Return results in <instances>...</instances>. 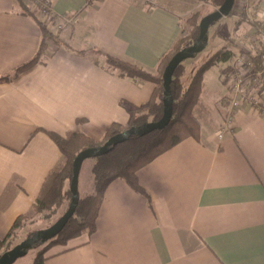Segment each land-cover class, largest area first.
I'll list each match as a JSON object with an SVG mask.
<instances>
[{
	"label": "crops",
	"instance_id": "crops-1",
	"mask_svg": "<svg viewBox=\"0 0 264 264\" xmlns=\"http://www.w3.org/2000/svg\"><path fill=\"white\" fill-rule=\"evenodd\" d=\"M44 1L55 15L49 26L62 42L150 71L178 37L186 13L185 0ZM252 7L264 20V0H234L221 20H246ZM69 13L73 20L59 26ZM38 42L36 22L15 0H0V76L30 58ZM48 52L44 63L0 80L1 238L61 159L46 131L100 139L109 124L128 125L121 101L138 106L154 92V82L119 76L99 53H77L54 41ZM224 86L212 99L213 125L199 121L197 137L183 138L136 171L149 199L124 178H113L102 192L93 232L53 244L43 264H264V113L244 101L226 122ZM261 98L264 104V90Z\"/></svg>",
	"mask_w": 264,
	"mask_h": 264
},
{
	"label": "trees",
	"instance_id": "trees-1",
	"mask_svg": "<svg viewBox=\"0 0 264 264\" xmlns=\"http://www.w3.org/2000/svg\"><path fill=\"white\" fill-rule=\"evenodd\" d=\"M15 1L20 11L30 16L38 25L39 42L36 51L30 58L24 63L16 66L10 73L1 75L0 80L10 79L19 70L34 63H44L45 59L51 54L49 53L51 51L48 52V42L54 41L77 53H83L87 50L99 53L103 56L105 64L110 69L118 71L119 76L126 77L130 80L141 79L152 81L155 83V88L149 100L141 105L131 106L121 101L130 114L128 125L123 126L113 122L106 127L100 139H93L84 132L75 130H67L64 135L46 131L58 147L61 153V159L54 163L44 176L39 191L28 211L16 216L7 234L2 238L0 237V254L11 248L18 241L34 235L38 229H30L28 221L31 220L32 217H40L43 221L48 223V226L66 210L71 199L69 184L72 176V160L79 150L88 147H98L110 136L130 126L141 127L144 123L157 120L161 117L163 112L162 99L164 97L163 69L176 51L186 46L188 41H190V43L195 41L199 32L198 22L203 16L200 14V11H196L187 18V21L191 25L190 32L183 36L180 35L182 34L180 30L172 46L159 58L155 70L150 71L137 63L103 53L96 48L76 49L71 44L62 42L58 39L57 30L49 26V23L54 20L55 16L51 11L49 2L44 0ZM198 1L202 2L204 5L218 7L223 0ZM230 13L231 10L226 15ZM67 15L72 16L74 13H69ZM211 24L212 22L209 24V27ZM216 33V30H214L211 34L212 38ZM47 52L48 55L46 56ZM234 53L235 51L229 48L220 47L217 49L210 56V59L200 65L198 70L192 75L187 86H184L182 82V76L185 72L183 65L184 60L174 68L169 83L172 97V115L167 125L161 129H153L144 134H130L123 141L109 146L103 153L93 157L94 162L91 166L94 185L93 192L78 197L73 213L67 219L61 230L52 238L44 242L37 241L30 246L34 248L38 247L31 264H43L46 258L44 253L53 244L64 245L70 238L83 233L90 234L93 232L102 192L106 184L113 178H124L132 188L144 193L147 199H149V196L138 183L136 171L156 155L173 146L183 138L198 136L200 123L197 117L192 113V109L200 92L202 72L213 64H219L221 81L226 83L231 72V61ZM249 55L253 62V69L259 70L261 67L260 62L264 57V42L260 41L259 45L252 49ZM260 79L261 89L264 90V71L261 72ZM168 127L170 128L168 135L162 143H158L164 134V130ZM18 232H23V236L20 240H18Z\"/></svg>",
	"mask_w": 264,
	"mask_h": 264
},
{
	"label": "rangeland",
	"instance_id": "rangeland-1",
	"mask_svg": "<svg viewBox=\"0 0 264 264\" xmlns=\"http://www.w3.org/2000/svg\"><path fill=\"white\" fill-rule=\"evenodd\" d=\"M185 1L186 6L183 8V10H185L186 13L180 17V27L182 33L180 35L183 36L188 34L191 29V25L187 21L189 15L196 11H200V14L204 15L207 12L216 8L212 5L200 4L195 0ZM247 12L248 19H240L237 23H230L228 20H221V18L212 22L207 31V41L204 47L201 50L195 52L192 56L185 58L183 61L186 67V73L183 82L189 81L192 75L198 70L200 65L206 60L210 59V56L220 47L229 48L233 49L234 51H237V49L239 50L241 48L240 45H243L244 47L251 46L252 43L250 42L247 34L249 32L253 33V29L255 28L256 23H260L263 18L257 13L253 14L250 9ZM214 30H216L217 33L212 38L211 34ZM256 33L257 32H255L254 34L256 35ZM189 43L190 41H188L186 44L188 45ZM219 66V64H213L203 71V80L200 83V88L202 86V89L200 90L198 98L196 99L195 107L192 109V113L197 117L199 121H201L203 125L206 126H211L214 123L211 117V111L213 110V107H211L213 101L212 99H215L216 94L220 93L221 90H225L224 83L218 77ZM223 100L224 98L221 99V101ZM168 131H170L169 127L164 130V134L162 135L158 143H162L164 141V139L168 135ZM93 159L94 158L92 157H87L83 160L84 162L81 166L78 178L79 196H83L87 193L89 194L93 191V176L91 170L86 167L88 163H91L90 161H94ZM29 221L28 223L30 229L33 228L35 230L45 228L48 224L38 216L32 217V219ZM18 233V240H20L23 236V232ZM37 249L38 247H29L24 255L16 258L11 264H31L34 259L35 251Z\"/></svg>",
	"mask_w": 264,
	"mask_h": 264
},
{
	"label": "water",
	"instance_id": "water-1",
	"mask_svg": "<svg viewBox=\"0 0 264 264\" xmlns=\"http://www.w3.org/2000/svg\"><path fill=\"white\" fill-rule=\"evenodd\" d=\"M234 4V0H223L222 3L215 9L204 14L198 22L199 32L192 43L183 46L176 51L166 63L163 72V112L159 119L144 123L141 127L130 126L105 140L102 145L98 147H88L79 150L72 160V176L69 184L71 192V199L66 210L50 225L45 228L38 229L33 236L26 237L11 248L3 251L0 254V264H11L16 258L25 254L26 250L35 242H44L52 238L58 231L61 230L67 219L73 213L75 204L78 200V173L82 161L87 157H95L103 153L109 146L123 141L130 134H144L153 129H161L167 125L172 115L171 93L169 83L171 81L172 72L174 68L185 58L192 56L195 52L201 50L207 41V31L209 24L222 16H225Z\"/></svg>",
	"mask_w": 264,
	"mask_h": 264
},
{
	"label": "built area",
	"instance_id": "built-area-1",
	"mask_svg": "<svg viewBox=\"0 0 264 264\" xmlns=\"http://www.w3.org/2000/svg\"><path fill=\"white\" fill-rule=\"evenodd\" d=\"M250 10L253 14L258 12L254 7L250 8ZM73 16L74 15L62 16L59 26L63 23H70L73 20ZM255 32H257L256 35L254 34ZM247 35L252 44L250 47L240 45L241 48L235 51L231 63V72L227 79L228 93L224 100L221 101L226 122L230 120L234 110L244 101L251 103L258 112L264 113L260 79V74L264 71V57L260 62L261 67L259 70H254L253 62L249 55L252 48L259 45V41L264 42V20L260 23H256L253 33L249 32ZM222 134L223 129H220L217 133V137L220 138Z\"/></svg>",
	"mask_w": 264,
	"mask_h": 264
}]
</instances>
